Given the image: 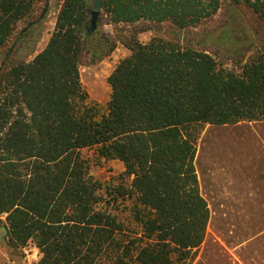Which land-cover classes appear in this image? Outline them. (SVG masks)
<instances>
[{"label": "trees", "instance_id": "16d2710c", "mask_svg": "<svg viewBox=\"0 0 264 264\" xmlns=\"http://www.w3.org/2000/svg\"><path fill=\"white\" fill-rule=\"evenodd\" d=\"M229 1L263 24L243 34L229 25L210 40L227 48V56L215 53L231 67L177 36L138 38L148 24L197 27L223 0H104L92 33L93 0H64L47 46L19 62L12 56L50 0H0V47L44 5L0 65V215L14 249L33 243L38 264L193 263L210 219L195 167L203 131L264 121V0ZM104 16L134 30L116 39L103 30ZM119 42L131 53L107 79L103 110L80 67L110 57ZM86 148L97 163L122 162L131 183L94 180Z\"/></svg>", "mask_w": 264, "mask_h": 264}, {"label": "crops", "instance_id": "0c3cea01", "mask_svg": "<svg viewBox=\"0 0 264 264\" xmlns=\"http://www.w3.org/2000/svg\"><path fill=\"white\" fill-rule=\"evenodd\" d=\"M54 28L43 33L28 61L47 46ZM217 133L233 138L222 152V146L214 147L212 141L213 148L201 162L205 135L213 140ZM195 167L210 219L192 264H264V121L207 125L198 143Z\"/></svg>", "mask_w": 264, "mask_h": 264}, {"label": "rangeland", "instance_id": "374dc122", "mask_svg": "<svg viewBox=\"0 0 264 264\" xmlns=\"http://www.w3.org/2000/svg\"><path fill=\"white\" fill-rule=\"evenodd\" d=\"M62 1L63 0H50L49 11L44 18V21L42 22V24L37 23L28 31L21 43L20 49L16 52V54L12 56L13 61L19 62L22 60H29V56L32 55L31 53H33V51L35 50V47L38 41L41 39L43 33L53 31V27L55 26L56 18L58 15L57 11L60 9ZM43 6L44 5L42 3L38 4L35 11L27 20L19 22L15 26L12 37L8 40L5 46L0 47V65L3 61L4 54L18 37L20 28H24L29 21H36L40 17ZM102 13L103 12H101L100 16H102ZM102 23V28L106 33H109L116 39L120 40L124 36L129 35L130 31L134 30L133 27H129L126 25L115 26L108 24V19L106 16L102 18ZM229 25L232 26L234 33L237 34L250 33L254 29L263 27L262 22L255 14L250 11L248 7H246V5H235L229 0H223L222 6L219 9L218 13L213 17L203 21L197 27H192L188 30L180 31L175 27H172L170 23H163L160 25L148 24V30L140 33L138 37L143 42H148L155 36H161L168 39L173 36H177L181 41H184L186 43L189 42L193 45V47H197L198 49H205L207 52L211 53L216 57L220 66L231 67L232 63L225 57L229 54L226 51L227 48L219 46L216 42H210V40L213 41L218 33L222 32L224 29H227ZM137 26H141V24ZM122 45L123 44L121 43L118 44L112 55L104 59L103 61L94 65H90L88 62H83L80 67L81 81L85 90L90 96V100L100 103L103 110L105 109L111 94V88L108 84L107 79L118 64V61L124 59V57L130 54V51L127 49V47ZM218 50L222 54L227 55L223 56L221 55V53H219L217 56L215 52H217ZM215 137H217L218 141L222 143L218 145L220 147L222 146L221 152L223 149V145L227 144L229 140L233 138L232 135H225L222 133H217ZM217 142L213 141L214 147L216 146ZM211 144L212 141L209 140L208 134H206L202 142L203 156L200 159L201 162L203 160L206 161L208 153L210 151V146H212L213 148V145ZM82 153L83 156L87 158L91 163L90 176L94 180L101 182L104 186L109 185L111 187L118 186L121 183L128 186L131 183L132 177H127L124 175L125 167L122 162L102 161L101 163H97L94 160L95 149L86 148L82 151ZM118 204V206L121 208L124 206L121 205L123 204L121 201H119ZM115 205L116 204L113 203V208H115ZM127 216L128 213L125 212L123 218L126 219V221ZM4 221L5 216L0 215V227L3 226L2 222ZM5 238L8 242V237L6 236ZM40 258L41 254L33 243L28 244L25 248L22 249L13 248V250H9L0 241V264H38Z\"/></svg>", "mask_w": 264, "mask_h": 264}, {"label": "water", "instance_id": "95a60500", "mask_svg": "<svg viewBox=\"0 0 264 264\" xmlns=\"http://www.w3.org/2000/svg\"><path fill=\"white\" fill-rule=\"evenodd\" d=\"M104 0H93V6L91 9V26L88 28V32L92 33L97 29L98 26V19L101 15L102 12V3ZM0 241L9 249L13 250V247L8 244L6 240V236L8 234L7 228L3 225L0 227Z\"/></svg>", "mask_w": 264, "mask_h": 264}, {"label": "bare ground", "instance_id": "6f19581e", "mask_svg": "<svg viewBox=\"0 0 264 264\" xmlns=\"http://www.w3.org/2000/svg\"><path fill=\"white\" fill-rule=\"evenodd\" d=\"M223 136H224V135H223ZM209 137H210V136H209ZM227 137H228V136H227ZM222 138H223V137H222ZM229 138H230V137H229ZM223 139H224V138H223ZM210 140H211V141H216V142H217V141H218V138L214 136V137H213V140H212V138H211ZM221 140H222V139H221ZM220 144H222V143L218 141L216 146H218V145H220Z\"/></svg>", "mask_w": 264, "mask_h": 264}]
</instances>
